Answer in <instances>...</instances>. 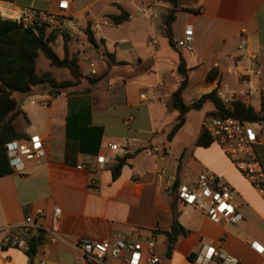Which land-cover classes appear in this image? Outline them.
<instances>
[{
  "label": "crops",
  "instance_id": "crops-1",
  "mask_svg": "<svg viewBox=\"0 0 264 264\" xmlns=\"http://www.w3.org/2000/svg\"><path fill=\"white\" fill-rule=\"evenodd\" d=\"M56 2L0 0V17L13 21L22 8L55 12ZM178 6L171 45L161 29V17L172 8L168 3L72 0L68 23L53 48L59 57L66 48L78 66L88 67V74L79 66L85 78L77 87L55 92L36 88L19 98L26 120L18 118V131L25 140L40 136L46 155L39 165L26 163L22 173L0 178V264H90L76 243L107 241L113 233L133 242L155 238L161 264H207L210 250L237 264H264V254L250 247L253 242L264 247V201L217 145L197 146L204 120L189 123L193 112L211 117L213 105L207 102L188 112L183 127L168 140L178 116L170 99L179 85L181 61L187 76L181 93L185 106L221 92L259 108L264 93V0H178ZM121 11L129 18L114 25L109 16ZM88 25L98 47L87 42ZM188 28L190 50L177 46ZM105 54L117 63L109 70ZM41 55L36 61L39 74L47 72L58 82L70 80V74L56 78L49 61H41L46 70L39 72ZM91 75L102 79L91 83L86 79ZM113 144L119 145L116 151L108 147ZM126 155L131 158L113 178V167ZM98 157L107 159L102 169ZM204 170L233 190L240 223H213L178 199L175 183L191 186ZM172 207L188 234L179 237L167 255ZM56 208L58 219L53 218ZM38 211L44 213L42 219L36 218ZM27 217L39 226L30 241L42 236L34 254L3 242L5 228L18 227ZM53 229L59 237L56 243L49 242ZM210 262L219 264L216 258ZM104 264L124 263L106 257Z\"/></svg>",
  "mask_w": 264,
  "mask_h": 264
},
{
  "label": "built area",
  "instance_id": "built-area-1",
  "mask_svg": "<svg viewBox=\"0 0 264 264\" xmlns=\"http://www.w3.org/2000/svg\"><path fill=\"white\" fill-rule=\"evenodd\" d=\"M154 1V0H148ZM72 0H57L55 12L43 11L34 8H22L13 19L23 28H30L35 25H44L49 30L62 31L68 23V11ZM192 31L185 30L183 40L177 42L178 47L190 50ZM243 46V41H241ZM217 97L228 104L232 98L219 92ZM258 123L241 122L233 118H220L211 116L203 122V130L208 134L211 143L230 159L234 169L240 173L247 183L255 190L257 195L264 201V164L258 160V156H264V129L259 128ZM125 147V143L123 144ZM110 150L116 151L119 145L108 146ZM5 152L10 168L14 173H22L26 163L39 165L46 155L44 141L38 135H31L28 139L14 140L6 144ZM107 163L104 157H98L96 164L99 169ZM178 199L186 206L200 210L211 222L219 223L226 221L231 224H238L243 219L236 212L232 204L233 190L223 184L220 177L209 170L202 171L191 185H178L176 187ZM59 209L53 210V218L58 219ZM44 213L38 211L37 219H42ZM39 229L35 218L27 217L18 227L5 228V245L24 252L30 251L29 235L33 230ZM56 230H52L49 237L50 243L58 240ZM76 249L84 261L90 264H104L106 257L120 259L124 264H161L156 254L155 238L146 242H133L128 240L121 233H113L107 241L97 242L88 239H80ZM250 247L257 254H264V247L253 242ZM42 256L46 258L44 250ZM216 258L219 264H237V262L219 251L210 250V257ZM39 264H44L40 262Z\"/></svg>",
  "mask_w": 264,
  "mask_h": 264
},
{
  "label": "trees",
  "instance_id": "trees-1",
  "mask_svg": "<svg viewBox=\"0 0 264 264\" xmlns=\"http://www.w3.org/2000/svg\"><path fill=\"white\" fill-rule=\"evenodd\" d=\"M161 1L170 4L172 7L171 10L161 17V29L163 35L173 45L171 24L174 20V13L179 8L178 0ZM128 18V14L123 11L118 16H109L114 25H119ZM84 33L91 47H98L89 25ZM58 34V32L51 31L44 25L23 28L14 21L3 20L0 17V178L14 173L7 160L6 144L14 140L25 139L24 135L18 131L17 120L19 117L26 120V117L21 110L20 102L15 99L14 94H28L36 88L50 92L75 88L85 78L80 72L77 60L70 57L66 48H64L63 57H59L56 54L53 44ZM39 54H42L49 61L51 67L66 69L72 79L58 82L47 72L39 74L36 70V61ZM105 57L108 58L107 70L112 65L117 64L113 55L105 54ZM118 65L123 64L118 63ZM177 74L180 77L179 85L177 90L171 95L170 105L178 112V116L168 134V140H171L183 127L188 112L200 110L207 102L211 103L214 108L211 116L233 118L249 123L264 122V93L260 96L258 109L241 100H233L228 104H224L217 97V92L204 95L194 104L185 106L181 99V93L187 85V76L182 61L177 68ZM86 79L91 83H98L102 77H86ZM196 144L200 147H207L211 144V139L204 130L201 131ZM130 158V156L126 155L117 160L116 166L112 169L113 178H117L120 175L122 167ZM257 158L261 164H264V156H258ZM177 186L178 184L175 183V190ZM172 213L171 230L165 234L168 242L167 255L171 253L172 246L177 239L188 234L179 225V212L174 207H172ZM41 240V235L31 239L30 254L35 253L34 248L41 243Z\"/></svg>",
  "mask_w": 264,
  "mask_h": 264
},
{
  "label": "rangeland",
  "instance_id": "rangeland-1",
  "mask_svg": "<svg viewBox=\"0 0 264 264\" xmlns=\"http://www.w3.org/2000/svg\"><path fill=\"white\" fill-rule=\"evenodd\" d=\"M41 61H43L44 63L48 62V60L43 55H41L40 61L38 62L39 63L38 64V66H39L38 67V71L39 72H43V71L46 70V69H44L45 67H44V65H43V63ZM79 66H80V69H81L82 73L87 75L88 74V67L86 65H84V64H81ZM53 75L56 78H60V79L63 80L64 78L67 77V75H69V73H68V71L66 69L53 68ZM89 77H95V76L91 75ZM70 79H72V78L70 77ZM63 81H65V80H63ZM14 97H15L16 100L19 101V98L21 97V94H18V93L14 94ZM197 113H201V114H197ZM199 115H201V116H199ZM199 117H200V119H199ZM198 119L200 120L199 121L200 123H201L202 120H204V121L206 120V117H205V114H204L203 111H201V112H193L191 118L189 119V123H191V124L192 123H197ZM258 124H259L258 125L259 128L264 129V122L258 123ZM199 126H201V124ZM17 128H18L19 131L21 130V126L19 124H17ZM202 130H203V127H202Z\"/></svg>",
  "mask_w": 264,
  "mask_h": 264
},
{
  "label": "water",
  "instance_id": "water-1",
  "mask_svg": "<svg viewBox=\"0 0 264 264\" xmlns=\"http://www.w3.org/2000/svg\"><path fill=\"white\" fill-rule=\"evenodd\" d=\"M189 259H190V260H194V259H195V255H190V256H189Z\"/></svg>",
  "mask_w": 264,
  "mask_h": 264
}]
</instances>
